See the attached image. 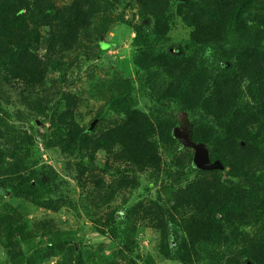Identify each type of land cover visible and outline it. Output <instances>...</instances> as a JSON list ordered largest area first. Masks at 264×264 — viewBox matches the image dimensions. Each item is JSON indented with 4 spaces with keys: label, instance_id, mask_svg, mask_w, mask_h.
I'll return each instance as SVG.
<instances>
[{
    "label": "trees",
    "instance_id": "trees-1",
    "mask_svg": "<svg viewBox=\"0 0 264 264\" xmlns=\"http://www.w3.org/2000/svg\"><path fill=\"white\" fill-rule=\"evenodd\" d=\"M131 1L137 45L165 37L181 17L199 47L190 56L170 49L134 60L143 72L138 83L157 86L149 113L116 73L89 81L90 96L70 89L68 69L82 39L96 35V59L107 52L100 38L111 25L102 15L118 0H0V140L8 145L0 146V195L8 199L0 245L14 264H129L137 237L152 231L160 257L180 264H264V0ZM92 97L102 105L88 121ZM10 99L20 120L36 117L32 126L55 107L47 147L72 157L69 179L27 153L20 158L26 149L12 147L11 113L2 108ZM183 113L192 118L187 134L223 169L197 168L193 149L176 137ZM118 198L126 206L101 217ZM67 207L113 244L77 243L56 220L31 218Z\"/></svg>",
    "mask_w": 264,
    "mask_h": 264
},
{
    "label": "rangeland",
    "instance_id": "rangeland-1",
    "mask_svg": "<svg viewBox=\"0 0 264 264\" xmlns=\"http://www.w3.org/2000/svg\"><path fill=\"white\" fill-rule=\"evenodd\" d=\"M122 2V4H121ZM116 5L112 7L108 14H103V22H107L111 25L109 34L102 36L100 42L106 43V50L103 56L99 59L95 58V54L99 53L97 48V43H95L96 35H91L82 39L83 49L80 48L73 55L72 59H76V65L73 68L68 69L69 79L74 81L70 85V89L74 91H88L86 94L94 93L95 88H89V81L94 80V77L98 75L100 78L110 75L112 73L119 74L121 78H125L131 87V93L137 98V108L149 113L148 106H153V102L150 99L152 93V86L157 87L155 83L144 82L143 85L138 83V77L143 75V72L140 71L139 74L136 73L134 69V60L140 55L143 51H150L152 57L156 55L165 54L170 49L174 52L179 51V53H184L186 56L193 55L199 50V47L191 41L190 29L182 21L181 17L174 18V24L172 25L171 30L168 34L161 38L153 41L152 44L137 45V39L139 37L138 30H135L133 27L129 26V21L133 19L135 15V10L132 5L131 0H118ZM138 19V18H136ZM139 20L136 21L138 23ZM102 27V26H101ZM94 42V43H93ZM93 43V44H92ZM91 51V59H87L86 55ZM99 56V55H98ZM155 74H157L155 72ZM153 80V79H151ZM97 81V80H96ZM83 95V94H82ZM11 103L4 102L2 108L5 111H10L11 118L8 120V131L9 134L14 138L11 142L12 147L20 145L24 150L20 158L24 160V155L27 153V160L31 162H38L37 166L47 165L52 167L54 170L61 172L63 177L70 178V171L65 170L68 167V162L72 157L68 152H62L58 147H47V144L54 137V129L51 128V118L52 113L55 111L53 107L52 111H48L47 115L42 118L39 125L32 126L36 117H33L29 114L26 120H20L16 113L15 101L10 99ZM88 102V108L86 109L87 119L91 120L99 106L102 105L101 102H97L92 98L86 99ZM14 105V106H13ZM23 112H27L23 109ZM29 113V112H27ZM6 116V115H4ZM115 117V114H109V119ZM39 120V119H38ZM192 118L186 113H183L179 117L178 128H176L177 138L179 136L185 137L184 133H187L189 126L191 125ZM98 120H96V124ZM181 143V142H180ZM182 145V144H181ZM0 146L2 150L8 147L5 140H0ZM67 153V154H66ZM24 156V157H23ZM9 162V161H8ZM106 162V157L103 154H99L96 160V165L99 168H103ZM36 166V165H34ZM33 168L35 169V167ZM75 165H72L71 169L74 171ZM97 171H99L97 169ZM106 180L110 181L112 177L110 175L106 176ZM143 183H146L145 178H141ZM143 188H140L137 193H142ZM155 190L152 191V194L148 197H154ZM138 195L129 199V203L136 202L138 200ZM8 203V199L0 195V212L4 211L5 204ZM119 206H126L123 198H118L111 207H107L101 213V217L107 218V214L112 212L114 208ZM121 214H123L121 212ZM52 218L56 220L61 230H65L68 235L67 237H72L73 241L80 242L82 239H85V244L89 246H100L103 245V249L111 246L113 244L114 238L111 236L103 237L100 233L94 232L90 225L89 220L84 218L80 219L76 216V213L69 211V208L63 209L60 213L51 214L48 211H39L36 214H33L31 218ZM157 235L152 231H144L140 233L137 237L139 243L138 247H135L133 257L131 260L135 261L137 264H147L146 259L151 258L153 264H180L174 262L171 258H161V253L159 252L158 245L156 243ZM41 240L35 241L38 243L37 246L45 247L43 243H40ZM171 243L174 244L172 240ZM93 244V245H92ZM171 247V246H170ZM172 249V248H171ZM30 253V251H28ZM108 254V253H107ZM138 257V259H136ZM137 261H136V260ZM57 258L51 261L49 264H55ZM131 261V262H133ZM129 262V264H132ZM0 264H14L11 259L8 257L7 250L0 245ZM125 264V262H123Z\"/></svg>",
    "mask_w": 264,
    "mask_h": 264
},
{
    "label": "water",
    "instance_id": "water-1",
    "mask_svg": "<svg viewBox=\"0 0 264 264\" xmlns=\"http://www.w3.org/2000/svg\"><path fill=\"white\" fill-rule=\"evenodd\" d=\"M184 135L185 137L179 136V140L184 147L194 150V163L198 169L205 171L223 169V166L219 161L211 162L210 152L207 147L202 144H195L189 134L184 133Z\"/></svg>",
    "mask_w": 264,
    "mask_h": 264
},
{
    "label": "clouds",
    "instance_id": "clouds-1",
    "mask_svg": "<svg viewBox=\"0 0 264 264\" xmlns=\"http://www.w3.org/2000/svg\"><path fill=\"white\" fill-rule=\"evenodd\" d=\"M186 148V147H185ZM188 149H191V148H188ZM194 151V150H193Z\"/></svg>",
    "mask_w": 264,
    "mask_h": 264
}]
</instances>
